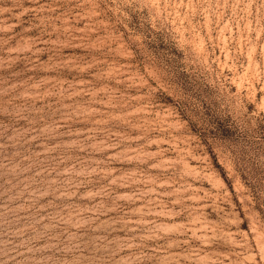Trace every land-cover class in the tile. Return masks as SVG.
<instances>
[{
	"label": "rangeland",
	"instance_id": "374dc122",
	"mask_svg": "<svg viewBox=\"0 0 264 264\" xmlns=\"http://www.w3.org/2000/svg\"><path fill=\"white\" fill-rule=\"evenodd\" d=\"M0 264H264V0H0Z\"/></svg>",
	"mask_w": 264,
	"mask_h": 264
}]
</instances>
